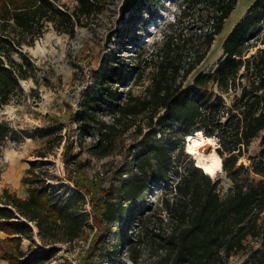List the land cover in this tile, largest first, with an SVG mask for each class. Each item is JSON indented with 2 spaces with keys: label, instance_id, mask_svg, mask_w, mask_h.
I'll use <instances>...</instances> for the list:
<instances>
[{
  "label": "trees",
  "instance_id": "16d2710c",
  "mask_svg": "<svg viewBox=\"0 0 264 264\" xmlns=\"http://www.w3.org/2000/svg\"><path fill=\"white\" fill-rule=\"evenodd\" d=\"M76 1V7L69 11L56 0H0V109L20 94V80L32 66L21 51L23 46L33 45L47 23L73 34L74 25L89 16L100 0ZM236 2L179 0L178 12L167 23L162 39L154 40L143 56L138 54L142 67L135 82L150 63L155 68L144 94H133L131 87L117 91L129 65L111 57L85 93L79 112L71 116L79 129L97 130L96 143L102 147V155L111 152L114 140L129 129L142 135L144 120L149 127L118 172L116 187L104 186L98 179L76 181L77 188L88 196L96 227L82 264H94L95 260L102 264L117 257L136 209L147 201L154 187L168 183L171 172L178 173L173 145L183 149V137L197 130L217 138L222 171L231 186L221 196L218 181L192 163L187 172L179 173L173 186L167 188V192L182 197L175 209V225L167 235V264H227L231 255L247 247L248 236L264 249V147L250 164L239 163L251 141L264 130V0H255L228 33L216 68L196 74L189 86L184 85L207 55ZM134 5L130 2L122 12H135ZM258 42L261 46L248 55L249 48ZM225 94H232L229 103L223 98ZM153 126L155 129H150ZM5 132L0 124V146ZM83 138L81 132L80 144ZM69 153L67 140L63 156ZM37 155L46 154L38 150ZM22 183L27 185L26 198L7 189L0 193V229L7 234L1 240V258L8 264H47L58 252L57 244L72 243L85 232L90 219L85 196L78 190L63 192L64 186L52 188L33 175L24 176ZM119 219H123L120 237L106 253L101 244L103 221ZM24 239L29 240L25 250ZM241 264H264V250L253 251Z\"/></svg>",
  "mask_w": 264,
  "mask_h": 264
},
{
  "label": "rangeland",
  "instance_id": "374dc122",
  "mask_svg": "<svg viewBox=\"0 0 264 264\" xmlns=\"http://www.w3.org/2000/svg\"><path fill=\"white\" fill-rule=\"evenodd\" d=\"M132 1L135 12L123 13L122 9ZM254 1L237 0L207 55L187 77L185 86L192 83L196 74L210 73L216 68L222 55V42ZM178 2L179 0H100L89 16H83L80 23L74 25L73 34L56 30L52 23H47L45 31L34 40L33 45L23 46L21 51L31 59L32 66L27 77L20 80V94L13 96L0 109V124L6 129L0 146V193L7 189L21 198L27 196V185L22 183V178L29 175L40 178L52 188L64 186L65 192L70 189L67 181H72L77 188L78 179L89 180L87 176L99 168L104 172V176L98 179L102 185H118V172L130 160L129 152L149 130L146 121L142 122V135L134 134L131 128L114 140L111 152L102 155L103 149L96 143L97 130L93 127L88 131L79 129L71 121V116L79 112L85 93L94 86L98 76L107 68L106 60L111 57L119 63L129 65L124 71L125 81L117 87V91L131 87L133 94H144L155 68L150 63L135 82L134 77L136 73L140 74L142 67L137 62L138 54H146L151 43L161 36L167 23L178 12ZM56 4L71 11L76 7L77 1L56 0ZM259 46L258 42L256 46L250 47L247 54L255 52ZM15 58L20 61L19 56L15 55ZM223 98L229 103L232 94H225ZM102 117L108 119L107 115ZM81 132L84 138L80 144ZM67 140L70 143V153L68 157H64ZM181 142H184L183 149L173 145L178 173L171 172L165 186L152 189L147 201L136 209L117 257L106 259L102 264H167V235L175 225V209L179 208L182 198L174 191L167 192V188L173 186L179 173L187 172L192 163L184 151L185 137ZM263 147L264 130L251 141L239 163L250 164L251 158L257 157ZM38 150H43L45 157H39ZM216 180L217 189L224 196L231 181L224 171L217 174L214 181ZM80 190L84 193L85 210L90 216L85 232L72 243L57 244L59 250L47 264H82L83 252L88 248L96 227L91 219L88 196ZM122 226L123 219L103 221L101 244L106 253H110L115 246ZM6 236L0 229V264H4V259L1 258V240ZM34 239L38 244L37 236ZM245 244L247 247L231 255L227 264H241L253 251L264 250L260 242L251 236H248ZM28 245L29 240L24 239L22 249L25 250ZM32 246L36 248V245ZM249 246L253 248L250 249ZM95 261L94 264H99L98 260Z\"/></svg>",
  "mask_w": 264,
  "mask_h": 264
},
{
  "label": "clouds",
  "instance_id": "9594fccd",
  "mask_svg": "<svg viewBox=\"0 0 264 264\" xmlns=\"http://www.w3.org/2000/svg\"><path fill=\"white\" fill-rule=\"evenodd\" d=\"M157 38L162 39V37ZM218 147L217 138L215 136H206L203 130L196 131L194 134L185 137L184 151L191 158L193 167L200 170L202 174L213 181L218 173L222 174L221 159L217 153Z\"/></svg>",
  "mask_w": 264,
  "mask_h": 264
},
{
  "label": "built area",
  "instance_id": "2783aa9c",
  "mask_svg": "<svg viewBox=\"0 0 264 264\" xmlns=\"http://www.w3.org/2000/svg\"><path fill=\"white\" fill-rule=\"evenodd\" d=\"M72 172L74 174L76 173L74 170H72ZM103 176H104V172H103L102 169L99 168L96 171H94L93 174H91V175H89L87 177H88L89 180H91V179H100ZM67 183H68V185H70V192L75 191V190H78V191H80L84 195V193L80 189H78V188H76L74 186V184L72 183V181L69 180V181H67Z\"/></svg>",
  "mask_w": 264,
  "mask_h": 264
},
{
  "label": "bare ground",
  "instance_id": "6f19581e",
  "mask_svg": "<svg viewBox=\"0 0 264 264\" xmlns=\"http://www.w3.org/2000/svg\"><path fill=\"white\" fill-rule=\"evenodd\" d=\"M261 27H262V29H263V31H264V21L261 23ZM198 131V130H197ZM196 132V131H195ZM192 134H194V132H192V133H188L186 136H188V135H192ZM185 136V137H186ZM210 150V149H209ZM219 155V154H218ZM219 157H220V159H221V164H222V158H221V156L219 155ZM221 172H222V169H221Z\"/></svg>",
  "mask_w": 264,
  "mask_h": 264
},
{
  "label": "crops",
  "instance_id": "0c3cea01",
  "mask_svg": "<svg viewBox=\"0 0 264 264\" xmlns=\"http://www.w3.org/2000/svg\"><path fill=\"white\" fill-rule=\"evenodd\" d=\"M27 196H28V195H27ZM27 196L24 195L22 198H26ZM2 262H3L4 264H8V262H7L6 260H3Z\"/></svg>",
  "mask_w": 264,
  "mask_h": 264
}]
</instances>
